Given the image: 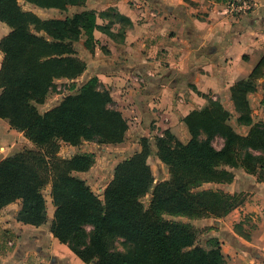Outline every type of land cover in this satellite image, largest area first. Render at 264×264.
<instances>
[{
  "label": "trees",
  "instance_id": "1",
  "mask_svg": "<svg viewBox=\"0 0 264 264\" xmlns=\"http://www.w3.org/2000/svg\"><path fill=\"white\" fill-rule=\"evenodd\" d=\"M23 1L59 12L83 7L85 3ZM0 22L10 29L0 39L1 120L23 133L36 147L54 146L56 141L73 147L82 141L97 145H117L123 141L127 123L113 108L108 92L98 90L96 79L64 97L45 114H39L32 105L43 103L48 86L54 81L75 80L84 71L85 65L76 57L72 44L86 35L89 46L88 40L96 28L94 13L44 20L23 11L17 0H0ZM263 69L264 58L246 81L230 88L238 121L249 126L246 136L238 135L228 125L230 115L219 102L209 100L207 108L190 112L184 118L190 137L187 143H180L168 131L156 139L157 158L167 167V180L153 185L146 139H141L139 153L116 165L103 200L84 180L73 175L90 170L95 163L93 154L74 155L51 165L39 155L16 154L0 160V210L19 200L16 221L43 226L47 211L42 191L50 186L54 208L50 233L85 264H138L140 257L156 264H226L216 243L210 242L213 247L208 251L195 247V229L189 224L164 220L163 216L222 217L232 208L231 198L201 187L229 183L232 176L227 168L240 166L249 173L264 168V123L252 124L246 99L255 90L254 82L263 76ZM216 139L221 140L219 148L212 144ZM42 169H49L47 178ZM149 192L151 198L145 208L141 199ZM243 224L249 225V220L244 219ZM235 231H240L238 226ZM113 239L133 245V256L113 251Z\"/></svg>",
  "mask_w": 264,
  "mask_h": 264
},
{
  "label": "crops",
  "instance_id": "2",
  "mask_svg": "<svg viewBox=\"0 0 264 264\" xmlns=\"http://www.w3.org/2000/svg\"><path fill=\"white\" fill-rule=\"evenodd\" d=\"M257 2L253 12L237 16L230 14L228 3L211 0H85L83 7H69L67 17L92 12L96 25L88 47L86 35L72 44L85 69L70 81L75 92L69 94L96 79L98 90L108 92L127 130L117 145L84 143L89 146L83 151L68 146L72 153L68 158L112 148L114 171L118 163L139 153L140 141L146 139L147 164L157 185L169 174L157 158L156 139L168 131L187 143L184 118L207 108L209 100L219 102L230 115L228 125L246 136L249 126L238 121L230 88L246 81L264 58V0ZM9 31L0 22V39ZM254 83L255 90L246 96L250 118L252 124L264 123V69ZM7 130L9 125L0 119V137ZM95 164L73 175L84 180ZM227 169L229 183L201 188L235 199L232 208L222 217L189 219L188 224L202 230L196 241L218 245L226 264H264V176L259 173L263 169L254 173L240 166ZM147 195L150 200L151 192ZM19 209L17 200L0 210V264H85L51 235L52 217L40 227L23 225L16 221ZM244 219L255 224L249 232Z\"/></svg>",
  "mask_w": 264,
  "mask_h": 264
},
{
  "label": "rangeland",
  "instance_id": "3",
  "mask_svg": "<svg viewBox=\"0 0 264 264\" xmlns=\"http://www.w3.org/2000/svg\"><path fill=\"white\" fill-rule=\"evenodd\" d=\"M18 5L23 11L32 12L35 15H37L39 18L44 20L49 19H64L65 17L69 16L71 12L68 10L66 12H59L57 10H47V9H41L34 5L28 4L23 0H17ZM0 57H2L0 53ZM1 92V89H0ZM71 92H75V83H71L70 81L59 79L54 81L48 86V89L46 91V95L43 98L42 104H37L35 102H32V105L36 108L37 112L39 114H45L49 110L53 109L55 106H57L65 96L72 95L69 94ZM6 123L7 121L4 120ZM8 127V123H7ZM84 143H92V142H85L82 141L81 144H79L76 147H79L78 149L83 151L85 150L84 146L87 147L89 144ZM212 144L215 148H219L221 145V140L216 139L212 141ZM68 144L61 143L59 141L55 142V145L51 146H44V147H36L32 143H30L25 137L24 134L15 130H12L10 128V131H5L3 133L2 137H0V160H3L5 158H9L16 154H35L39 155L45 160V163L48 165H51L55 162H62L65 160H68L69 156L72 155V153L67 150ZM82 146V147H80ZM238 155L242 156V152H238ZM94 156L96 157V164L94 166V169L87 173L85 176H82L86 184L90 187V189L95 193V195L100 199L103 200V194L104 190L107 186V183L110 182L113 173V163H114V157H113V149L112 148H99L95 150ZM262 156V155H261ZM264 161V156H262V160ZM260 161V162H261ZM152 164V162H151ZM42 173L44 174L45 178H47V175L50 173L49 169L48 171H45L42 169ZM261 175L264 176V168L263 170L259 171ZM77 177V176H76ZM206 189L207 188H201ZM42 194L44 196L45 202H46V211H47V220H50V218L53 215L54 208L51 205V199H50V186H46ZM232 201H235V199H231ZM231 200L227 199L228 203L231 202ZM141 203L146 208L149 203V195L144 196L141 199ZM164 220H168L171 222L179 223V224H188L189 219L186 217H170L167 215L163 216ZM202 230H195L196 233V240L199 239V234H201ZM65 247L66 250H69L68 246L65 244H61ZM110 246L112 247L113 251L121 253L126 256H133L135 252V248L133 245L126 243L125 241L121 239H113L110 242ZM195 247L204 249L208 251L213 247L212 243H203V240H198L195 243ZM36 248V247H35ZM138 264H156L151 261H147L145 257H140L137 260ZM86 264H95L94 261L86 263Z\"/></svg>",
  "mask_w": 264,
  "mask_h": 264
},
{
  "label": "built area",
  "instance_id": "4",
  "mask_svg": "<svg viewBox=\"0 0 264 264\" xmlns=\"http://www.w3.org/2000/svg\"><path fill=\"white\" fill-rule=\"evenodd\" d=\"M258 2L257 0H232L228 3L229 12L233 16L237 15H246L255 10L257 7ZM249 225H247V231L249 232L252 227H254V223H251L249 220Z\"/></svg>",
  "mask_w": 264,
  "mask_h": 264
}]
</instances>
